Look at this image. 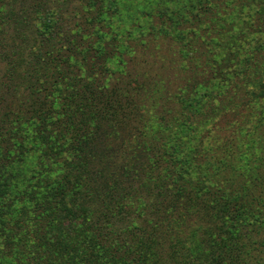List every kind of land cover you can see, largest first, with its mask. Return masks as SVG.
Instances as JSON below:
<instances>
[{"label": "rangeland", "instance_id": "374dc122", "mask_svg": "<svg viewBox=\"0 0 264 264\" xmlns=\"http://www.w3.org/2000/svg\"><path fill=\"white\" fill-rule=\"evenodd\" d=\"M20 1L6 0L13 18L0 23L3 99L8 91L24 97L30 76L46 79L55 72L59 78L50 80L55 103L43 121L15 126L14 132L0 124V173L6 179L0 212L13 210L21 226L14 231L21 239L0 242V262L68 264L76 255L77 224L105 217L114 220L112 227L100 224L97 230L110 238L114 251L127 254L136 241L125 248L116 238L135 234L147 208L143 226L154 232L162 264H201L204 258L202 264H238L237 255L244 264H264V211L248 215L252 224L238 225V240H229L235 246L226 249L221 240L213 241L210 254L203 236L213 232L212 223L201 212L184 209L181 201L199 188L204 197L233 202L246 149L252 168L264 175L259 173L264 172V16L257 15L264 8L249 0H233L230 6L229 0H102L93 10L97 13L89 14L91 22L78 0L55 2L53 9L49 0ZM8 53L15 54L11 66L4 64ZM100 77L116 88L112 95L123 92L132 114L136 109L143 136L106 128L99 139L94 136L96 151L82 158L77 149L82 138L66 136L62 109L72 104L66 94L74 84ZM196 106L199 112L193 111ZM157 122L167 125L158 134L150 128ZM79 127L74 129L80 132ZM141 143L148 149L140 151L144 163L154 174L143 184L133 174ZM211 156L224 165L210 168L206 163H216ZM186 160L190 182L176 172ZM148 180L160 181L161 187L152 189L154 198L147 196ZM64 209L73 213L63 218Z\"/></svg>", "mask_w": 264, "mask_h": 264}, {"label": "trees", "instance_id": "16d2710c", "mask_svg": "<svg viewBox=\"0 0 264 264\" xmlns=\"http://www.w3.org/2000/svg\"><path fill=\"white\" fill-rule=\"evenodd\" d=\"M32 1V0H31ZM67 0H49V8L53 9L55 6L53 3L55 2H66ZM81 5V11L84 9L87 13L86 20L93 22L94 18L93 16H89V14H92L94 12L93 10H96L98 7H102L100 2L102 3V0H78ZM99 1V2H98ZM233 0L227 1V6L231 4ZM239 1V0H236ZM241 1V0H240ZM252 5H258L259 7H263L264 0H249ZM22 3V0L20 1ZM47 6V7H48ZM34 8V6H33ZM37 8V6L35 7ZM216 9V6L214 7ZM239 13L241 12V8L237 10ZM83 12V11H82ZM13 11L12 9L8 8V4H6V0H0V23L3 22H9L10 19L13 17ZM36 11H30V16L35 18ZM97 12L95 11L94 14ZM243 14V13H242ZM258 17L264 16V10L257 11ZM246 17L245 14L240 16ZM246 23V20H244L242 24ZM0 30V37L1 36ZM113 32V30L111 29ZM36 34V32H35ZM38 34V33H37ZM113 36H111L112 39ZM2 40H0L1 42ZM15 54H13L14 56ZM9 53L4 58L5 65L11 66L13 63V59ZM45 73V72H44ZM100 73V72H99ZM105 73L104 71L101 72V74ZM104 75V74H103ZM34 77V78H33ZM29 77L27 80V85L29 87V92H26L24 97H21V95H18L16 93H8L6 94V98L3 99L4 95L0 93V124L5 126L7 129V132H14L15 126L21 127L26 123H34L38 121H43L44 119V112L46 109H50L54 103V93L56 90H53L54 86L50 84V80H56L59 77L55 74V72L46 74L45 77ZM94 80H88V82L74 84L72 88V92L69 94H66V99H68L74 106L80 105V107H74L72 104L68 105L65 109H62L67 114V121L66 127H64L65 131H67L66 136L69 134V139H74L75 136L78 138H82L83 142H79L78 148L79 149V155L82 156V158L87 157V152H92V149L96 151L95 148V137L99 136L103 130L118 128L123 131H126L128 133L136 134V136H143V126L140 125L139 121L135 118V114H137L136 109L133 113V108L130 107L129 102L126 101V98H121L123 96V92H120V95H112L111 93H114V91H110V89H116L115 87L111 88L109 86V79L106 78H98L97 81ZM6 83H8L9 80H4ZM54 82V81H53ZM96 86L94 87V84ZM57 84V83H56ZM31 85V87H30ZM6 87V86H5ZM74 91L76 94L74 95ZM123 91V90H121ZM23 93V91L21 92ZM24 94V93H23ZM22 94V95H23ZM62 102L59 101V104ZM1 108H3V112L1 114ZM78 108V109H77ZM199 108H194V112H197ZM90 112L91 114H89ZM199 112V111H198ZM78 114V115H76ZM84 114V119L86 122L83 124L81 123L82 117L81 115ZM89 116H93V120L89 121ZM73 118V121H72ZM95 120V121H94ZM72 121V122H70ZM94 124H93V122ZM39 122V123H40ZM75 122V124H73ZM75 126H80L79 131L75 130ZM167 125H163L160 123H155L153 127L155 132L158 134L159 132H162V129H166ZM88 129H91V134L88 132ZM146 131V130H145ZM148 132V131H146ZM139 134V135H138ZM97 136V139L99 137ZM146 137V133L144 135ZM76 141V140H75ZM264 144V143H263ZM185 145V144H184ZM136 151L134 156L137 155L134 158V169L133 174L138 175V178L136 180H140L141 183H144V177L146 175H149L153 172V169L148 170V163H144V160L146 161V158L141 154L140 151H148L146 144L141 143L136 146ZM183 146H180L181 148ZM178 148V149H179ZM0 149L2 147L0 146ZM213 150V148L211 147ZM254 149V148H253ZM252 149V150H253ZM208 151L210 155L213 154V151ZM249 149H246V151ZM186 151L190 152L191 147H186ZM243 152L240 154L239 160L241 161V168L236 172V179L237 182H235L234 186L235 193L232 198H234L233 202H219L218 199H216L215 196H202L199 188H195L194 193L192 195L190 194H183L181 197V201L184 203L183 208L184 209H192L193 213L195 211H199L204 216H207L210 222L212 223L211 229L213 230L212 233H207L206 236H203L204 238V244L207 245V248L211 253H214V249L216 248L215 244H218V240H221L224 245L226 246V249H229V246H235L234 244H230L229 240H238V225L246 222V225H250L253 222H251V218L248 217V215L255 214L254 210H262L264 211V185H260L258 183H264V175L258 176V167L256 169L252 168V159L247 157V152ZM176 152V149H175ZM207 156V155H206ZM214 156H211L210 160L213 159ZM148 161V160H147ZM214 163H206L207 165H210L209 167L212 168V166H223L224 160L221 161H215V158L213 160ZM180 163V162H179ZM219 164V165H217ZM189 162L186 160L185 162H181L180 170H176L177 175L179 179H183L184 176L186 177L187 181L190 182L192 177L189 174ZM204 166V165H203ZM262 167V166H260ZM176 168V167H175ZM84 170H82L83 172ZM259 173H264L260 170ZM151 175H154L153 173ZM6 179L3 177V175L0 173V191L3 188L4 185L2 184V181H5ZM150 185L147 184V186H150L147 196L153 197V190L154 188L161 187L160 181L153 180L152 182L148 180ZM96 182V181H94ZM98 185V184H97ZM207 190V189H206ZM233 192V191H232ZM4 193L0 192V199H2ZM241 198L240 200L237 198ZM154 198V197H153ZM152 198V199H153ZM141 205L144 206L145 202H142V198H140ZM124 202H130V200H125ZM1 203V202H0ZM59 204L57 203V206ZM81 208L80 206H78ZM145 211L142 213V221L140 223V226L138 228L134 229L135 234L129 231L128 233L122 232L123 235H125V238L117 237L116 241L118 239L124 240L122 245L126 248L125 244L129 246L132 245V241H136V243H133V250L131 252H128L125 254V252L119 250L114 251V245L111 244L110 238L108 236L102 235V231H98V228H102L100 224L106 225V228L110 229L112 227L111 223L114 222V220L110 217H105V219L102 218H96L95 221H92L90 219H85L77 224L79 231L77 232V236L74 237L77 249H76V255L72 262L69 261L68 264H162L161 259L159 256V253L157 251V244L154 241V232L146 231L144 224V218ZM63 218L67 216L69 213H73L70 210L64 209ZM24 214V212H18V214ZM246 213L243 217H240L239 214ZM258 213H261L258 211ZM15 214L13 213V210L11 212H0V242L4 243V245H12V243L16 240H19L21 238L16 237L14 234L15 229H20V225L17 222V219L15 220ZM103 217V216H102ZM63 222H66L64 219H62ZM73 221L69 220L68 223H72ZM216 222L218 223L216 225ZM241 222V223H239ZM9 224V226H8ZM8 226V228H6ZM235 226V227H234ZM40 228L42 226H39ZM98 227V228H97ZM235 228V229H234ZM44 235H47V231L45 230ZM240 237V236H239ZM27 238V237H25ZM4 240V242L2 241ZM110 240V241H108ZM112 240H115L112 238ZM214 241V245L213 242ZM116 243V242H115ZM114 243V244H115ZM123 247V249H125ZM10 250V249H9ZM124 253V254H123ZM199 262L201 261V257L197 256ZM219 258V261L222 260ZM15 259V258H14ZM14 259H11L14 260ZM206 259V258H204ZM202 260L204 263L206 260ZM217 259V258H216ZM235 261H237L238 264H244V259H241L239 255L234 258ZM232 259V260H234ZM213 260V259H212ZM231 260V261H232ZM151 261H154V263H151ZM0 264H3L0 262ZM15 264V263H14ZM216 264V263H215Z\"/></svg>", "mask_w": 264, "mask_h": 264}]
</instances>
